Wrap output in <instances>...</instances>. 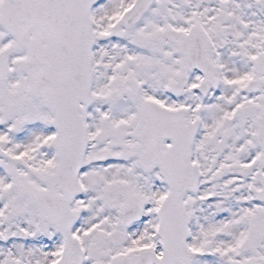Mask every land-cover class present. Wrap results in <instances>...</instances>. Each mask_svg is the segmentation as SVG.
Returning a JSON list of instances; mask_svg holds the SVG:
<instances>
[{"label":"snow or ice","instance_id":"1","mask_svg":"<svg viewBox=\"0 0 264 264\" xmlns=\"http://www.w3.org/2000/svg\"><path fill=\"white\" fill-rule=\"evenodd\" d=\"M0 264H264V0H0Z\"/></svg>","mask_w":264,"mask_h":264}]
</instances>
